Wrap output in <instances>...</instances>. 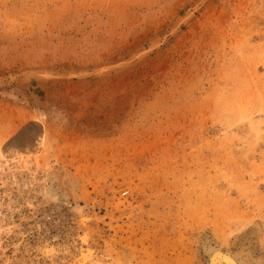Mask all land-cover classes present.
<instances>
[{
    "label": "rangeland",
    "instance_id": "374dc122",
    "mask_svg": "<svg viewBox=\"0 0 264 264\" xmlns=\"http://www.w3.org/2000/svg\"><path fill=\"white\" fill-rule=\"evenodd\" d=\"M224 251L264 264V0H0V264Z\"/></svg>",
    "mask_w": 264,
    "mask_h": 264
},
{
    "label": "bare ground",
    "instance_id": "6f19581e",
    "mask_svg": "<svg viewBox=\"0 0 264 264\" xmlns=\"http://www.w3.org/2000/svg\"><path fill=\"white\" fill-rule=\"evenodd\" d=\"M56 173V172H55ZM52 174V173H51ZM54 174V173H53ZM55 175V174H54ZM65 189V188H64ZM49 190V191H48ZM47 191H48V193L49 192H52V194L54 195V196H57V201L59 202V203H61V204H63V205H65V206H67V207H70V208H73L74 207V204H73V202H72V198H71V195H70V193L69 192H67V190L66 191H59L58 189H56V187L54 188L53 186H50V187H48L47 188ZM52 194H49V195H52ZM53 196V197H54ZM52 197V196H51ZM57 202V203H58ZM213 249H214V247H213ZM213 249L211 248L210 250H209V257H210V255H213L214 254V252H217V251H213ZM216 249V248H215ZM214 249V250H215ZM218 249V248H217ZM216 249V250H217ZM219 250H220V248H219ZM219 250H218V252H219ZM220 253V252H219ZM218 253V254H219ZM215 254H217V253H215ZM219 255H222V254H219ZM219 255H217L218 257H219ZM226 256V255H225ZM229 256V255H228ZM228 256L226 257V260L228 259V261L229 260H234L233 258H231L230 256V258L231 259H229L228 258ZM233 256V255H232ZM236 256V255H235ZM234 256V257H235ZM238 256V255H237ZM213 257L215 258V255H213ZM221 257V256H220ZM212 258V257H211ZM236 258V257H235ZM210 259V258H209ZM212 260L213 259H211V260H209V261H211V264H212ZM218 260V259H217ZM222 260V259H221ZM225 260V257H224V259H223V261ZM231 260V262H229V263H231V264H235V260H234V262ZM237 260V259H236ZM215 261V260H214ZM219 261H220V259H219ZM222 262V261H221ZM224 262H226V261H224ZM210 262H208V264H209ZM218 263V262H217ZM240 264H241V262H239ZM221 264V263H220Z\"/></svg>",
    "mask_w": 264,
    "mask_h": 264
},
{
    "label": "water",
    "instance_id": "95a60500",
    "mask_svg": "<svg viewBox=\"0 0 264 264\" xmlns=\"http://www.w3.org/2000/svg\"><path fill=\"white\" fill-rule=\"evenodd\" d=\"M224 255H226V256H228V255H233V256L238 255V257L240 259H242V258L244 259L243 261L248 262V263L250 262V261L247 260L248 257L245 256L244 254L240 253V252L224 251ZM206 259H208V258L206 257Z\"/></svg>",
    "mask_w": 264,
    "mask_h": 264
}]
</instances>
